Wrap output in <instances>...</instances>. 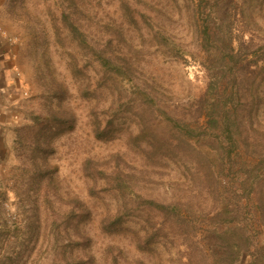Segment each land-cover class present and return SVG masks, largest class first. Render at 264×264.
<instances>
[{"label":"rangeland","instance_id":"obj_1","mask_svg":"<svg viewBox=\"0 0 264 264\" xmlns=\"http://www.w3.org/2000/svg\"><path fill=\"white\" fill-rule=\"evenodd\" d=\"M2 48L0 264H264V0H0Z\"/></svg>","mask_w":264,"mask_h":264},{"label":"crops","instance_id":"obj_2","mask_svg":"<svg viewBox=\"0 0 264 264\" xmlns=\"http://www.w3.org/2000/svg\"><path fill=\"white\" fill-rule=\"evenodd\" d=\"M3 51V52H2ZM0 190L3 173H7V166L12 159L11 145L13 137L10 133L14 113L11 110L15 104L18 83L15 82V70L10 65L8 52L0 50Z\"/></svg>","mask_w":264,"mask_h":264},{"label":"trees","instance_id":"obj_3","mask_svg":"<svg viewBox=\"0 0 264 264\" xmlns=\"http://www.w3.org/2000/svg\"><path fill=\"white\" fill-rule=\"evenodd\" d=\"M214 112L213 113L209 112V114H208L209 125H210L211 130L215 133L216 130H219L220 125L224 124L225 128H224L223 134H227L228 136H230L231 134L227 130L228 127L230 126L229 115L228 114L222 115L223 116L222 118H218V117H215L216 113H214ZM227 139H229V138H227Z\"/></svg>","mask_w":264,"mask_h":264}]
</instances>
